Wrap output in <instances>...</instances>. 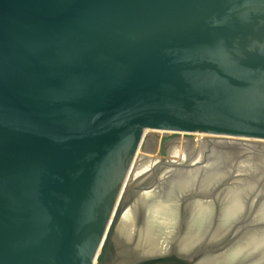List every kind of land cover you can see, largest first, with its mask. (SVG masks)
<instances>
[{
    "label": "water",
    "instance_id": "95a60500",
    "mask_svg": "<svg viewBox=\"0 0 264 264\" xmlns=\"http://www.w3.org/2000/svg\"><path fill=\"white\" fill-rule=\"evenodd\" d=\"M182 135L264 142V0H0V264H196L116 240Z\"/></svg>",
    "mask_w": 264,
    "mask_h": 264
},
{
    "label": "bare ground",
    "instance_id": "6f19581e",
    "mask_svg": "<svg viewBox=\"0 0 264 264\" xmlns=\"http://www.w3.org/2000/svg\"><path fill=\"white\" fill-rule=\"evenodd\" d=\"M182 137H185L182 135ZM195 146L202 148V145L207 146L202 142L205 136H197ZM209 138V137H208ZM148 139V138H147ZM223 139L218 137H210L209 140ZM225 140V139H223ZM227 140V139H226ZM243 143H264L253 140H232ZM159 142L155 147L146 141L143 148L138 151L136 159L137 164L131 178L128 180V189H134L144 184H152L154 179V173H158L159 166L161 165L160 157L158 158H145L142 157V152L157 155L159 152ZM212 144L211 141H207ZM179 143V144H178ZM202 144V145H201ZM245 147L246 144H243ZM181 142H172L168 149L167 159L170 162H166V166L160 168L158 174V180L155 186L147 188L146 191L141 192L134 200V202L124 211L116 229V240L119 245H126L129 248L124 252L127 257L130 256L133 259H148L154 257L168 256L172 252H176L179 256L191 259L198 254H201L205 248L207 253L215 250L220 245L218 238L223 239V231L228 226V223L239 219L243 213L242 200L239 199V193L243 188V182L239 181L231 185L228 190H222L220 184L226 177L224 174L213 170L215 164H210L204 168H194L190 160L178 161V152L181 150ZM249 148V147H248ZM243 148L242 151L246 152L247 149ZM142 157L139 160L138 158ZM192 162V163H191ZM180 163V164H179ZM183 163L188 166H184L186 171L177 170L178 166L182 167ZM175 168V169H174ZM162 169V170H161ZM214 171V172H213ZM245 181V179H241ZM165 183V185H162ZM167 188V191H166ZM215 191V192H214ZM237 191V192H236ZM251 191V189L249 190ZM162 193H166L162 195ZM248 194V192H247ZM262 192L256 193L255 197H259ZM184 199H187V205L185 210L193 209L192 219L190 224L187 223V227L191 232L188 236L187 233L182 237L176 236L181 241V246L173 243V238L177 235L178 223L182 216L178 212V203ZM217 201L224 205L223 214L218 222L219 224L214 230L217 222L213 221V206ZM262 204V203H260ZM259 204V205H260ZM260 207L257 206L255 210ZM215 209V208H214ZM260 209V210H259ZM183 210V209H182ZM184 210L182 211V213ZM255 223L261 225L264 224V205L256 210ZM186 220V217L185 219ZM188 220V218H187ZM212 221L214 223H212ZM192 223V225H191ZM215 225V226H214ZM211 226V227H210ZM214 226V227H213ZM187 228V231H188ZM211 229L210 233H208ZM214 230V232H213ZM220 232L217 234V232ZM206 232V235H205ZM261 238L255 240V247L252 249V253L249 255V249L240 245H233L226 252L221 253L222 256L208 255V257L201 256L196 264H204L206 258H212L217 261L218 259H228L232 261L236 259H242L245 261L246 256L256 254V264H260L261 260L264 261V232H262ZM221 236V237H219ZM248 250V251H246ZM228 260H223L225 264H229ZM227 261V262H225ZM217 263V262H216ZM222 263V262H220ZM232 263V262H231Z\"/></svg>",
    "mask_w": 264,
    "mask_h": 264
},
{
    "label": "rangeland",
    "instance_id": "374dc122",
    "mask_svg": "<svg viewBox=\"0 0 264 264\" xmlns=\"http://www.w3.org/2000/svg\"><path fill=\"white\" fill-rule=\"evenodd\" d=\"M197 138V136H193L191 138L181 136L180 138L175 140V143L181 142L182 146V152H178L177 155L178 161L183 162L185 160L191 159L190 161L193 162H191V165L194 167L191 169H195V167L204 168L212 163L215 164L213 170L216 171L218 168L220 171L219 173L224 174V177H226V179H224L223 182L220 184V187H225L224 189H222L225 191L228 190V188H230L231 185L235 184L236 182H243V188L241 189V191H243L239 193L240 196L238 197L240 200H242L241 205L244 209L239 219H236L235 221L230 220L228 226H226V231H223V239L221 238L220 240V238H218L217 242L220 241V245L218 246V248L210 251V254L207 253L208 250L205 248V250L201 252V255L203 257L204 255L205 257H208V255H213V257H215L216 255L222 256L221 253L226 252L235 244L240 245L242 247H247L248 249L250 248V251L248 252L250 255V253H252V249L255 247V240H259L261 238V235H263L262 232H264V224L261 225L259 223H255V216L257 213L256 210L264 205V143H243L246 144V146L249 147L248 148L245 147L243 144L241 145L242 142L238 143L236 141H232L233 139L209 140L210 137H204L202 142H204V144H206L207 146L201 144L202 148H198L195 146ZM207 141H211L212 144H209ZM243 148L247 149L246 152L242 151ZM141 156L151 159L159 157L158 154L153 155L146 152H142ZM142 157L138 158V164L139 160ZM166 162L169 163L170 159L166 160ZM183 164L185 165H183L182 167L178 166L177 170L186 171L187 169H190L184 167L188 166L186 165V163ZM159 172H161L160 169L158 170V173ZM241 179H245V181H241ZM162 185H165V183H162ZM250 189L251 191H249ZM261 192L263 193L261 194V196L259 195V197H255L256 193L260 194ZM165 194L166 193H162V195ZM186 200L187 199H184L181 202L179 200L178 203V212L182 216V218L180 219V222L178 223V228L176 229L177 235H175V237L173 238V243L176 245L181 244V241L179 242V239L176 236L183 237L185 233H187V236L191 233V230L189 231V228L187 227V223L189 222L188 224H190L193 209L190 207V209L185 210L184 204L185 206L187 205ZM257 206L260 207L255 210ZM223 207L224 205L222 203H219L218 201L216 205L213 206L212 219L213 221L217 222L215 224L216 226H213L214 230L219 224L218 222L222 217ZM182 209L184 210L183 213ZM185 217L186 220H183L185 219ZM213 221L212 223H214ZM210 231L211 229H209L208 233H210ZM218 233L220 232L218 231L217 234ZM255 256L256 254L246 256L247 259L245 261H241L242 259H236L234 261L231 260L232 263L228 259L220 258L215 261L212 258H206L204 264H225L223 260H228L229 264H256L258 261ZM260 262V264H264V261L261 260Z\"/></svg>",
    "mask_w": 264,
    "mask_h": 264
}]
</instances>
